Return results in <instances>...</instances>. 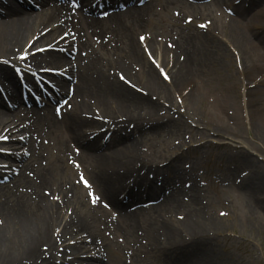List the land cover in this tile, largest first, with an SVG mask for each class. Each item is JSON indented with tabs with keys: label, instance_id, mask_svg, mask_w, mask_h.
<instances>
[{
	"label": "rangeland",
	"instance_id": "obj_1",
	"mask_svg": "<svg viewBox=\"0 0 264 264\" xmlns=\"http://www.w3.org/2000/svg\"><path fill=\"white\" fill-rule=\"evenodd\" d=\"M177 11L182 13L183 19L187 16L200 18L199 22L206 25L205 31L190 32L196 28H184L182 23L175 22L179 16ZM251 18H242L238 13L232 16L214 4L195 9L156 4L152 10L139 13V18H119V23H111L108 29L103 27L104 24L89 21L93 24L87 29L89 41L84 48L87 52L80 51V56L90 55L95 50L98 68L102 67L110 78L120 81L119 73L128 78L125 72L133 66L135 69L132 70L141 79L132 80L131 90L138 92L136 89L139 88L147 94L146 98L159 105L161 116L181 113V119L173 128L160 127L137 133L138 156L149 163L164 162L168 155L176 158L174 149L183 142L186 148L194 147L187 155L189 162H197V167L207 173L219 169L227 180L228 177L234 180L251 170L264 180V21L252 24ZM143 36L145 39L142 40ZM175 38L181 41L182 50L177 44L172 45L174 48L168 44H173ZM85 42L84 39L82 44ZM152 43H157L156 48L165 52V60L160 52L154 51ZM142 47L151 48L157 58L158 67L154 64L152 68L162 82L157 83V90L146 86L145 80H152L148 78L150 71L134 56L136 49ZM143 57L146 62L151 60ZM161 65L167 68L172 85L161 76ZM255 93L261 94L257 97ZM190 97L194 100H189ZM120 98L131 99L122 95ZM107 101L110 107L118 110L113 106V100ZM124 110L127 115L143 116L144 113L127 107ZM21 114L24 116L23 112ZM47 131L44 127L43 132ZM39 138L42 159L33 163L34 170L51 166L54 167L51 173L55 175L42 184L39 179L42 176H36L33 169L27 177L38 185L40 195L55 202L56 207H63L68 216L76 218L78 215L80 221L91 227L96 238L94 242L102 246V258L106 262L100 264H174L150 254L156 241L165 240L167 246L176 243L177 237L168 239L167 232L178 235L180 240L195 243V246L205 244L201 251L213 264H264V208L260 205L264 201V189L256 188L252 180H249L250 184L257 189L261 202L235 186H232L234 189L225 185L226 178L217 176V179L207 178L209 183L199 192L203 211H197L196 207L138 203L141 206L134 215L131 211L138 205L129 206L123 212L115 209L111 212L103 208L98 187H85L80 178L88 176L90 181L95 180L94 168L101 171L114 167L108 158L117 150L111 152L93 147L89 153H84L81 145L86 143L77 144L66 134L59 147L50 139ZM45 145L50 147L44 150ZM195 157L198 159L194 160ZM246 160L251 161V167ZM80 166L86 168L89 175ZM228 183L233 185L232 180ZM94 185L98 186V183L94 182ZM95 197L99 199L94 203ZM32 199H37L34 190ZM123 214H127L128 220L126 216L121 219ZM184 221L191 222L189 227L194 225V231H190ZM157 222L159 225H150ZM57 228L51 230L54 239L61 234ZM39 246V252H45L43 249L49 247L46 241Z\"/></svg>",
	"mask_w": 264,
	"mask_h": 264
},
{
	"label": "bare ground",
	"instance_id": "obj_2",
	"mask_svg": "<svg viewBox=\"0 0 264 264\" xmlns=\"http://www.w3.org/2000/svg\"><path fill=\"white\" fill-rule=\"evenodd\" d=\"M82 1L85 3H89V0ZM37 4L40 5L39 11L37 10L35 12H29L25 8L26 5H22L20 3L18 4L17 0H8V4H5V2L0 0V59L16 58V56L18 57V54H20L21 51H25L27 54L33 53L34 50L39 46H41L39 48L51 46L55 42H57L58 36L60 35L57 30L65 33L66 30L64 29L66 28V25H61L58 23L52 25V31L46 33L45 36H41L40 30L42 29V27L52 22H56V20L60 16L58 14V10L56 7L57 4L55 3V1L39 0L37 1ZM134 12L136 11H130L126 15H130ZM136 16L137 14H133L131 17ZM2 18L6 20H3ZM262 20L264 21V13L253 15L251 22H253L252 24H254L255 22L258 24L259 22L257 21ZM54 25H56V27ZM71 37L72 35H70L69 38L65 39L63 45L71 46L73 41V39H70ZM152 44L154 45L152 46L154 51L157 53L160 52L161 58L165 60V52L156 48L157 43ZM147 51L149 50H141L140 48H138L136 49V53L134 54V56L139 62H144V67H146L150 71V76L148 78H151L152 80H145V84H147L146 86L149 89L157 90V83L162 82L159 81L155 69H152L153 65L150 62H146L143 57ZM133 52L134 51L132 49V53ZM152 57L154 56L152 55ZM60 59L61 58L57 54L51 52L40 56H32V61H37V63L54 66H57L59 64L61 68L65 69L66 73H68L77 81L74 84L75 95L73 94L69 100V103L72 102L74 104V113H72V115L65 116V118L62 119L61 122H56L51 114H49L50 116H48L46 119L40 120L37 118L34 121L35 124H33V126L26 124L23 119H18L17 117L12 119L11 116H13V114H11L9 110H7L9 109L8 104L2 99V96L0 95V136H8V140H10V142L8 143L0 140V144H6V147L8 148V151L6 153L14 152V155H5L3 153H0V264H54L53 256L50 259H47V254H45L43 251L39 252V245L44 241L47 242L49 247L52 248L54 252L57 251L56 242L51 235V230L54 227H58L57 229L61 230V237L65 239L66 244L69 238H72L71 240H76V243L75 245H73V247L67 244L65 253V257H67L71 250L75 249L76 245H78L79 241L82 239L80 236L83 234H78L77 231L86 230L88 228L87 224L84 221L82 222L79 220V218L77 217L78 215L76 216V218L74 215L68 216V213H64L63 207H56L55 202L52 203V201H50L48 198L40 195L37 188L38 185L35 186L33 180L27 177L33 169L36 176H42V178H39L42 184L48 178H52L55 175V173L54 175L53 173H51L54 170V167L51 166H49V168H39L34 170L33 163L36 164L42 159L39 144L33 138L35 134H43L45 138L50 139L54 143V145L58 147L60 145V142H62V138L65 134L70 140L76 143L88 141L86 142V144L81 145V147L84 149V153H89V149H92L93 146H101L103 144V138L102 140L96 139L90 141V137L87 134L88 130L93 131L95 129H102L103 127L110 128L114 123H118V127L120 126V128L114 130L110 140L104 144L106 145V148H110L114 146V144L121 142L122 139L120 140L121 136L118 135L119 132L127 131V137H130L131 131L126 129L128 122H130L129 120L136 124L138 128L143 127L142 123L146 122L144 121L145 119L133 114L127 116L124 112V108L127 107L128 109H135L137 111H139L140 109H147L151 113V116L158 115L155 114L157 109L159 108L157 104L146 101V99H143L144 97H142L136 91L131 90V88L122 81L117 79L110 80V78L106 79L100 74L95 76L93 73L92 75H90L89 73L81 74L80 72H74L72 70V66L69 69L67 68V66L71 64L66 62V60H63L64 63H58L57 61ZM146 63H149L151 65H148ZM162 68L165 69L163 65ZM132 69L135 68L132 67L129 72L127 71L129 79L139 81L138 79H141L139 78V74ZM93 70L95 72L98 71L97 69ZM0 78L5 79L7 82L15 83L14 88L10 91L11 94L9 97L11 98L12 104L15 106L18 105L19 107L14 108V110L21 109V88L16 83L15 75H12L8 67L5 66L3 68L2 66H0ZM88 88H90L91 91H85ZM62 90H65V85H63ZM82 92L90 97H96L98 100L95 102V105H92V103L90 104L87 100H83L81 102L75 101L76 95H79L80 93L82 94ZM260 94L255 93L254 96L259 97ZM121 95L128 98L130 97L132 100L129 102L128 99H126L124 101L120 98ZM58 98L59 96H56V99ZM102 98L113 100V102H115L113 106L118 110L115 111V109L105 104ZM189 100L192 101L194 99L190 97ZM139 101H142L144 105H141L142 103L139 104ZM93 108L100 111L107 118L109 117L106 114L113 116L119 114L120 115L114 118H109V123H106L98 122L94 119H88L85 114H82L84 110L92 111ZM32 113L36 118L35 112L33 111ZM42 124H46L45 126H47L48 131L46 134H44L40 129ZM84 129L87 130L86 133ZM21 132L27 134L28 136L25 137V135H21L23 134ZM21 136L23 139H21ZM135 145L136 144H133L132 147H134ZM48 147L49 146L44 147L45 150H47ZM23 149L24 151L21 153L20 150ZM136 150L137 149L132 152L131 156L135 154ZM127 152V148H121L116 152V154L114 153L111 157L108 158V160L111 161L112 165L120 163L119 167L122 166L118 170L117 174L113 175L114 181L113 179L105 180L102 173L98 172L97 169L95 170V168L93 170V175L96 176L97 180H100L104 184L105 188L107 189V194L110 198L114 197L115 195L121 194L122 190L127 191L131 189L129 178H126V176L122 175L124 174V172H120L127 166L124 161L127 160L130 155H128ZM90 158H93V156H90ZM11 160L13 163L9 165V169L13 168L15 171L17 170V172L12 176L13 178L11 182H9L8 184L1 183L3 181L2 179L5 178V175H8L7 171L2 170L5 166L4 164L6 161ZM152 170L156 169L153 168ZM104 172V176H108V173H106L105 170ZM156 172L160 173L158 169L156 170ZM255 180L260 188L264 186V180L261 177H256ZM136 181L140 185H142L141 183H143V181L145 182V180H141L140 178L138 180L136 178ZM9 187H11L12 190ZM33 190L34 194H36L37 196V199H35V201L32 199ZM148 195L154 196L156 195V193L152 191L148 192ZM182 196L183 194L170 201H176L178 205H182ZM36 200L38 201L36 202ZM192 203L194 204V206L192 207H196L197 211H203V209H201L202 207L196 201V199L193 200ZM176 207V205L173 206V208ZM39 212H42L44 214L40 215L41 213ZM185 224L187 228H190L189 225L191 224V222L184 221V225ZM193 227L194 225H192L190 231H194ZM171 231H173V229H171ZM167 235L168 236L166 237L168 239L177 237V240L174 241H176V243H181L179 249L182 255L189 256L190 253H192L191 256H193L200 252V250L196 249V247L192 248V244H187V241H185V239L180 237V240L178 235H173L172 233L168 232ZM158 244V246L161 245L160 243ZM84 249L86 251L90 250L89 247H84ZM165 252L166 249L163 248L161 255H165Z\"/></svg>",
	"mask_w": 264,
	"mask_h": 264
},
{
	"label": "snow or ice",
	"instance_id": "obj_3",
	"mask_svg": "<svg viewBox=\"0 0 264 264\" xmlns=\"http://www.w3.org/2000/svg\"><path fill=\"white\" fill-rule=\"evenodd\" d=\"M202 27H206V25H202ZM141 39L143 40L144 37H141ZM21 58L22 59H27L28 57H27V55H25V56H23ZM21 77L23 78V73H21ZM121 78H123V77H121ZM165 78L166 79L168 78L166 74H165ZM8 139H9L8 136H0V140H2V141L7 142ZM7 151H8V148L6 147V144H0V153L7 152ZM84 183H85V185H87V186L90 187V185H88V182L86 180L84 181ZM98 199H99V197H95L94 200H93V202L95 203Z\"/></svg>",
	"mask_w": 264,
	"mask_h": 264
}]
</instances>
